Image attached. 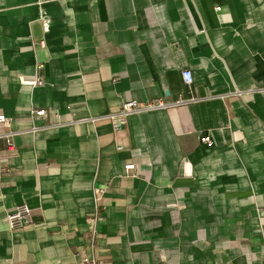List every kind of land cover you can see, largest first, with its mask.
Wrapping results in <instances>:
<instances>
[{"label":"crops","instance_id":"obj_1","mask_svg":"<svg viewBox=\"0 0 264 264\" xmlns=\"http://www.w3.org/2000/svg\"><path fill=\"white\" fill-rule=\"evenodd\" d=\"M0 113V264H264V0H0Z\"/></svg>","mask_w":264,"mask_h":264},{"label":"built area","instance_id":"obj_2","mask_svg":"<svg viewBox=\"0 0 264 264\" xmlns=\"http://www.w3.org/2000/svg\"><path fill=\"white\" fill-rule=\"evenodd\" d=\"M218 9V7H216ZM41 68L42 64H37V75L36 78L32 80L31 83L34 85H43L44 79L41 74ZM181 76L185 83L189 84L191 82V73L188 69H182L181 70ZM197 100L196 97H190V98H182L179 97L175 100H165L161 97H155L153 99H149L145 102H138L135 100L127 101L122 103L119 107L112 109L105 115H102L101 119H107L111 122V125L114 129V131H118L123 127V125L126 122V118L128 115L133 113H139L141 111H144L146 109L150 108H163V107H169L173 106L179 103L187 102V101H194ZM31 117L34 118V116H44L46 114V111L44 108H38V109H31L30 111ZM8 119V117L0 113V122H4ZM11 132L7 133H0V137H5V142L8 148L12 146V143L10 141ZM199 142L201 144H204L206 147H211L214 144V141L212 137L209 134H202L199 136ZM117 148L120 149V146H117ZM132 163H127L124 165L125 170H129L133 168ZM103 189H97L95 190V193L93 195V207L89 213L86 215V219L88 222V229L91 233L92 239H94L97 235V224L100 220L101 216V209L102 205L100 203ZM7 226L9 230H22L27 225L31 223V209L26 203H19L16 204L7 214L5 217ZM80 256V262L81 264H98V261L95 257L88 255V254H78Z\"/></svg>","mask_w":264,"mask_h":264}]
</instances>
